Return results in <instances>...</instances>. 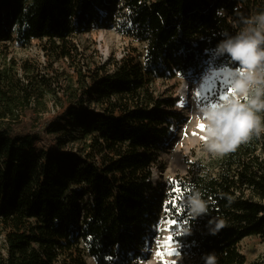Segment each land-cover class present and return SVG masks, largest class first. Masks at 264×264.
<instances>
[{"label": "trees", "instance_id": "1", "mask_svg": "<svg viewBox=\"0 0 264 264\" xmlns=\"http://www.w3.org/2000/svg\"><path fill=\"white\" fill-rule=\"evenodd\" d=\"M260 13L264 0H0V42L46 40L72 68L0 62V264H143L162 216L189 264H246L241 241L264 238V132L154 184L179 114L153 85L230 63L221 33ZM104 27L146 43L143 57L84 65L74 36ZM194 190L207 214L190 212Z\"/></svg>", "mask_w": 264, "mask_h": 264}, {"label": "rangeland", "instance_id": "2", "mask_svg": "<svg viewBox=\"0 0 264 264\" xmlns=\"http://www.w3.org/2000/svg\"><path fill=\"white\" fill-rule=\"evenodd\" d=\"M74 41L79 46L81 52L79 59L84 65L89 62L109 67L110 62L119 59L131 47H136L141 58L145 54L146 43L124 37L115 28L104 27L78 33L74 36ZM45 42L46 40H33L27 46L16 45L9 40L0 42V62L3 65L7 62H20L24 58H30L41 69H45V65L49 64L47 57H50L55 70L71 72L72 68L68 59H53L50 50H45L42 46ZM214 61V59L209 61L198 73L168 80L159 79L154 82L153 86L157 94L172 95L177 100L176 111L179 114V119L175 120L172 126L175 141L169 149L161 151L159 160L153 168L151 180L154 184L169 183L176 175L187 172L190 161L208 160L212 155L205 147L206 124L198 117L196 110L239 95L232 86L231 76L232 70L238 65L232 60L228 64L220 65L215 64ZM62 83L65 84L64 79ZM261 113H259L260 116ZM196 124L205 126L203 129L200 127L198 131L201 136L193 134L187 139V129ZM154 230L155 234L145 250L143 264H189L190 259L181 253L180 245L173 240L174 230L171 228L169 219L162 216ZM240 249L247 257L246 264L264 262L263 237H246L241 241ZM86 261L87 264H97L89 254L86 255Z\"/></svg>", "mask_w": 264, "mask_h": 264}, {"label": "clouds", "instance_id": "3", "mask_svg": "<svg viewBox=\"0 0 264 264\" xmlns=\"http://www.w3.org/2000/svg\"><path fill=\"white\" fill-rule=\"evenodd\" d=\"M222 12L218 10L217 15ZM243 24L235 35L221 33L224 39L217 45L219 53L227 54L238 65L231 76L239 95L196 110L206 124V150L213 155L234 152L264 132V119L259 115L264 112V13L244 19ZM186 204L193 216L207 214V202L199 190L188 195ZM223 226L222 221L217 222L212 232ZM202 259L205 264H217L215 253Z\"/></svg>", "mask_w": 264, "mask_h": 264}, {"label": "bare ground", "instance_id": "4", "mask_svg": "<svg viewBox=\"0 0 264 264\" xmlns=\"http://www.w3.org/2000/svg\"><path fill=\"white\" fill-rule=\"evenodd\" d=\"M200 125L196 124V126H192L190 128L187 129V139H189V135H193V134H196V135H200L201 136V133H198V131L200 130Z\"/></svg>", "mask_w": 264, "mask_h": 264}, {"label": "snow or ice", "instance_id": "5", "mask_svg": "<svg viewBox=\"0 0 264 264\" xmlns=\"http://www.w3.org/2000/svg\"><path fill=\"white\" fill-rule=\"evenodd\" d=\"M226 98V97H225ZM200 127L203 129L205 126L204 125H200Z\"/></svg>", "mask_w": 264, "mask_h": 264}]
</instances>
